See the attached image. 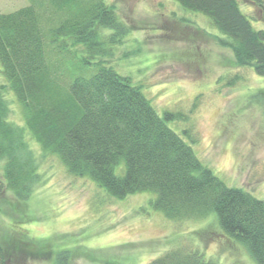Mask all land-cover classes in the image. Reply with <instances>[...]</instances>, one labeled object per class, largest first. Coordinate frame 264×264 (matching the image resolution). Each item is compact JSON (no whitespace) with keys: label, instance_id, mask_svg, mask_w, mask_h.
<instances>
[{"label":"trees","instance_id":"16d2710c","mask_svg":"<svg viewBox=\"0 0 264 264\" xmlns=\"http://www.w3.org/2000/svg\"><path fill=\"white\" fill-rule=\"evenodd\" d=\"M175 1L210 20L236 65L264 76V29L252 25L238 0ZM122 27L104 0H31L0 13V191L21 199L33 181L37 163L27 136L70 174L90 178L113 197L151 193L149 206L170 220L213 215L217 239L264 264V201L226 185L196 156L191 133L181 130L187 141L167 125L179 114L158 115L129 76L105 65L123 42ZM5 88L20 106L21 127L6 120ZM4 239L0 264H9L18 256L7 254ZM148 264L219 263L177 244Z\"/></svg>","mask_w":264,"mask_h":264},{"label":"rangeland","instance_id":"374dc122","mask_svg":"<svg viewBox=\"0 0 264 264\" xmlns=\"http://www.w3.org/2000/svg\"><path fill=\"white\" fill-rule=\"evenodd\" d=\"M30 1L0 0V13ZM104 1L124 33L105 65L129 76L158 115L179 114L167 125L180 135L182 129L191 133L196 156L226 185L264 201V76L236 65L210 20L175 0ZM238 2L252 25L264 29V0ZM5 89L6 120L21 127L20 106ZM25 139L36 156L33 181L21 199L0 191V237L10 242L3 245L7 254L18 256L9 264H148L177 244L219 264H257L242 246L217 239L213 215L170 220L149 206L151 193L113 197ZM22 235L28 238L20 241Z\"/></svg>","mask_w":264,"mask_h":264}]
</instances>
